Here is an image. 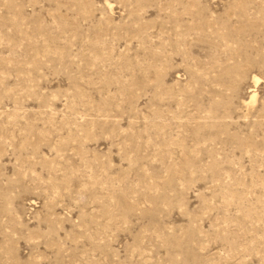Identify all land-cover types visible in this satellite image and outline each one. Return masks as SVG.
<instances>
[{"label":"rangeland","instance_id":"obj_1","mask_svg":"<svg viewBox=\"0 0 264 264\" xmlns=\"http://www.w3.org/2000/svg\"><path fill=\"white\" fill-rule=\"evenodd\" d=\"M0 264H264V0H0Z\"/></svg>","mask_w":264,"mask_h":264},{"label":"bare ground","instance_id":"obj_2","mask_svg":"<svg viewBox=\"0 0 264 264\" xmlns=\"http://www.w3.org/2000/svg\"><path fill=\"white\" fill-rule=\"evenodd\" d=\"M252 95H253V94H252ZM254 98H255V95H253L251 99H254Z\"/></svg>","mask_w":264,"mask_h":264}]
</instances>
